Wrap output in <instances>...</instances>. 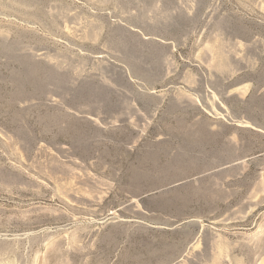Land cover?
Listing matches in <instances>:
<instances>
[{"label": "rangeland", "instance_id": "1", "mask_svg": "<svg viewBox=\"0 0 264 264\" xmlns=\"http://www.w3.org/2000/svg\"><path fill=\"white\" fill-rule=\"evenodd\" d=\"M0 264H264V0H0Z\"/></svg>", "mask_w": 264, "mask_h": 264}]
</instances>
